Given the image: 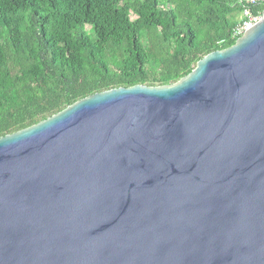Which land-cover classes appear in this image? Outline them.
Returning a JSON list of instances; mask_svg holds the SVG:
<instances>
[{"label": "water", "instance_id": "obj_1", "mask_svg": "<svg viewBox=\"0 0 264 264\" xmlns=\"http://www.w3.org/2000/svg\"><path fill=\"white\" fill-rule=\"evenodd\" d=\"M0 264H264V17L1 136Z\"/></svg>", "mask_w": 264, "mask_h": 264}, {"label": "trees", "instance_id": "obj_2", "mask_svg": "<svg viewBox=\"0 0 264 264\" xmlns=\"http://www.w3.org/2000/svg\"><path fill=\"white\" fill-rule=\"evenodd\" d=\"M240 0H0V137L93 94L176 82L234 44Z\"/></svg>", "mask_w": 264, "mask_h": 264}, {"label": "built area", "instance_id": "obj_3", "mask_svg": "<svg viewBox=\"0 0 264 264\" xmlns=\"http://www.w3.org/2000/svg\"><path fill=\"white\" fill-rule=\"evenodd\" d=\"M244 10L239 18V22L232 31V37L239 38L250 27L259 22L264 17V0H240Z\"/></svg>", "mask_w": 264, "mask_h": 264}, {"label": "rangeland", "instance_id": "obj_4", "mask_svg": "<svg viewBox=\"0 0 264 264\" xmlns=\"http://www.w3.org/2000/svg\"><path fill=\"white\" fill-rule=\"evenodd\" d=\"M241 17V16H240Z\"/></svg>", "mask_w": 264, "mask_h": 264}]
</instances>
